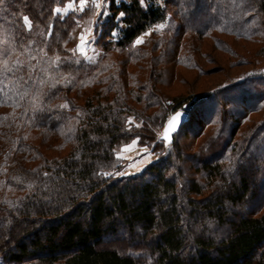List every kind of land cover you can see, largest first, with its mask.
Segmentation results:
<instances>
[{
    "label": "trees",
    "instance_id": "16d2710c",
    "mask_svg": "<svg viewBox=\"0 0 264 264\" xmlns=\"http://www.w3.org/2000/svg\"><path fill=\"white\" fill-rule=\"evenodd\" d=\"M65 2L0 4L24 62L0 75V264H139L140 250L154 264H264V0H108L94 62L76 50L90 11L56 13ZM190 72L238 80L178 94ZM180 109L190 119L167 147L160 132ZM195 116L203 140L186 155ZM135 139L156 158L115 175Z\"/></svg>",
    "mask_w": 264,
    "mask_h": 264
},
{
    "label": "rangeland",
    "instance_id": "374dc122",
    "mask_svg": "<svg viewBox=\"0 0 264 264\" xmlns=\"http://www.w3.org/2000/svg\"><path fill=\"white\" fill-rule=\"evenodd\" d=\"M158 1H162V0H158ZM108 4H109L108 0H102L101 8L99 10H95L94 5H93V0H89L88 5H86L85 8L81 10L80 0H66V2L62 6H58V7H61L62 11L60 13L63 15H66L71 11H74L77 14L82 13L84 11H90V13L87 14L88 16H86L81 22L80 29L78 32V37L76 40V50L78 51L79 54H81L82 56H84L86 59H88L91 62L96 61L103 55L102 43L107 42L109 39L108 37L105 36L107 34V26H106L105 19L107 18V15L109 12ZM94 11H98L99 14L94 16L93 15ZM90 21H95L94 25L91 24ZM163 24L166 25L165 28L161 30H157L156 29L157 25H155L154 27L151 28L150 35H145L149 31L141 35L144 38V42L137 46H142L143 44L149 43L151 40L155 39V37H157L158 34H160L164 29L167 28L168 23H163ZM90 27H93V33L89 36V43L86 46L85 53H81L78 48L80 36L81 34L85 33L86 30ZM101 40H102V43L100 42ZM6 42H8L6 31L4 27L0 25V47L3 48L4 50L7 47H9V43H6ZM259 65L261 67L260 69L262 70H260L258 74H264V61H262V63H260ZM206 67L207 69H211L212 71H215L220 68V66H215V64H211V63H208ZM248 68L250 67L238 69V71H235L234 74H239ZM226 74L228 73L220 72V73L210 75V76H203L200 79L199 78L195 79V72H192V73L190 72L188 75V81L190 85H192L193 92L192 91L189 92L190 88L188 85L181 84L178 87L177 93L178 94L181 93L185 96L189 95L190 93H194V95H196L202 90H208V89H212V88L220 87V86L222 87L224 85L229 84L233 80H238V78H232V79L227 78L226 79L225 77ZM180 110H183V109H180ZM198 120H199V116H195L194 123L191 124L192 126L186 127V130H183L179 136V140L182 144V149L184 153H186V155H192L193 148H194V151H196L197 144L203 140L201 138H197L193 132L188 131L190 127L195 130L196 123L198 122ZM160 133H163V130ZM137 141L139 143V140L135 139L131 141L129 144L122 145L118 149V154H119V157L121 158L122 165H123L122 169L119 172L129 173L127 175L136 174L138 172H141L148 165V163L152 162L156 158L157 156L156 152H152L147 145H143L140 143L139 144L141 146H138V144L136 145ZM170 145L171 144H167V147H169ZM146 147L149 149V152L151 153L150 161L148 159H145V157L147 156V153L144 152V149ZM187 166L188 168H190V170L188 171V176L190 179L192 178L194 179V177H197L199 179L202 177L203 173L201 172L196 173L195 166L193 163L188 162ZM138 168L140 169L139 171L137 170ZM252 179H255V177H253ZM245 211L246 210H243V212ZM137 255H138V258L140 259L139 264H154L155 263L152 253L146 250L138 251Z\"/></svg>",
    "mask_w": 264,
    "mask_h": 264
},
{
    "label": "snow or ice",
    "instance_id": "6c2138e0",
    "mask_svg": "<svg viewBox=\"0 0 264 264\" xmlns=\"http://www.w3.org/2000/svg\"><path fill=\"white\" fill-rule=\"evenodd\" d=\"M140 2L144 3V0H140ZM3 3H4V0H0V4H3ZM88 3H89V0H80L81 10H83L85 8V6L88 5ZM93 5H94L95 10H99L101 8V5H102V0H93ZM54 11L56 13H60L62 11V9H61V7H56L54 9ZM98 14H99L98 11H94V13H93L94 16L98 15ZM124 15H125V13H123V12L120 13V16H124ZM22 19H23V22L26 26V29L28 31H32L33 24H32V21L29 19V17L27 15H24L22 17ZM90 23L94 25L95 21H90ZM165 27H166V25L161 23V24H158L156 26V29L161 30ZM92 33H93V27H90L86 30L85 33L81 34L80 41L78 44V48H79V51L81 53H85L86 46L89 43V36ZM150 34H151V29L145 35H150ZM112 35L115 36L116 33H113ZM143 42H144V38H143V36H140V37H137V39L134 41V44L139 45ZM6 43H9V47H7L3 53H0V56L3 57V58H0V75L5 76V78H7L8 73H14V71L19 70V68L24 63L19 58V56H15L17 49L15 48L14 44H11V42H6ZM41 52H43V55H45V56L47 55V53L44 52L43 49H41ZM14 56H15V58H13ZM32 59H36V57H32ZM60 59H61V57H59V56L55 57V61H59ZM10 83L13 85H16V81H10ZM21 87H23L22 84L16 85L17 95H21V96L27 95L26 92L21 93L19 91V88H21ZM0 92H3L2 86H0ZM60 107L67 108V107H69V105L67 104V102H65ZM180 116H181L180 113H176L174 116L169 117L168 122H167V127L164 129L163 133H161V139L164 140L165 142H167L168 144H171L173 141L172 133H174L176 131L177 126L179 125ZM144 152L147 153V156L145 157V159H148L150 161L151 153L149 152V149L147 147L144 149ZM118 156H119V154H118ZM137 170L139 171L140 169L138 168ZM127 174H129V173H123V172L115 173V175H127ZM44 175L47 176L48 173H44ZM101 175L111 176V175H113V173L112 172H102Z\"/></svg>",
    "mask_w": 264,
    "mask_h": 264
},
{
    "label": "water",
    "instance_id": "95a60500",
    "mask_svg": "<svg viewBox=\"0 0 264 264\" xmlns=\"http://www.w3.org/2000/svg\"><path fill=\"white\" fill-rule=\"evenodd\" d=\"M176 113H180L181 116H180V122H179V125L177 126L176 131H175L174 133H172V137H173L174 134H175L176 132H178V131L183 127V125H184L185 123H187V122L189 121V119H190V113L187 112V111H185V110H179V111H177ZM176 113H174L172 116H174ZM167 122H168V121H167ZM167 122H166V124H165V126H164V129L167 127ZM164 129H163V131H164Z\"/></svg>",
    "mask_w": 264,
    "mask_h": 264
},
{
    "label": "crops",
    "instance_id": "0c3cea01",
    "mask_svg": "<svg viewBox=\"0 0 264 264\" xmlns=\"http://www.w3.org/2000/svg\"><path fill=\"white\" fill-rule=\"evenodd\" d=\"M138 144V146H141L139 143H138V141H137V143H136V145Z\"/></svg>",
    "mask_w": 264,
    "mask_h": 264
}]
</instances>
